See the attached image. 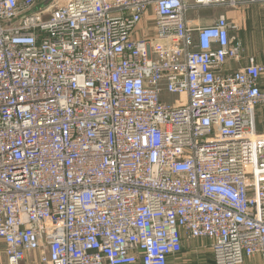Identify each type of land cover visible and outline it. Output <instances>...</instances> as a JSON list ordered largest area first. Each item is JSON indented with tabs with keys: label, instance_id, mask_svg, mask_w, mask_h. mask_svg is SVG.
Wrapping results in <instances>:
<instances>
[{
	"label": "built area",
	"instance_id": "2783aa9c",
	"mask_svg": "<svg viewBox=\"0 0 264 264\" xmlns=\"http://www.w3.org/2000/svg\"><path fill=\"white\" fill-rule=\"evenodd\" d=\"M254 3L0 0L7 264H170L196 239L264 264V63L229 15Z\"/></svg>",
	"mask_w": 264,
	"mask_h": 264
},
{
	"label": "rangeland",
	"instance_id": "374dc122",
	"mask_svg": "<svg viewBox=\"0 0 264 264\" xmlns=\"http://www.w3.org/2000/svg\"><path fill=\"white\" fill-rule=\"evenodd\" d=\"M251 6H246L241 10V16H245L246 26L245 30L240 32V36L244 41L246 52L249 55L257 56L264 59V4L262 3H254L250 4ZM223 8H215V9H201L197 11H193L189 13L190 17L199 14L203 18L201 19L202 25L210 24L214 21L215 16L222 12ZM239 11V10H238ZM239 12H233L231 15H239ZM240 16V15H239ZM182 98L178 94H167L165 96V101L172 103L176 99ZM198 242L205 243V239H196L189 240L184 242L185 250L184 253L189 252V254H183L182 260H184L185 264H198L200 260L205 259L209 260V256L203 252H191L189 249V242ZM251 258H254L251 257ZM250 258V259H251ZM211 260V259H210ZM176 261V260H175ZM174 262V261H173ZM6 263V257L3 252L2 245L0 246V264ZM244 264V263H243Z\"/></svg>",
	"mask_w": 264,
	"mask_h": 264
},
{
	"label": "crops",
	"instance_id": "0c3cea01",
	"mask_svg": "<svg viewBox=\"0 0 264 264\" xmlns=\"http://www.w3.org/2000/svg\"><path fill=\"white\" fill-rule=\"evenodd\" d=\"M247 6H251V5H247ZM241 10H240V15L242 14ZM233 12L234 11H230L229 15L230 16H236V15H231V13H233ZM244 18H245V16H244ZM246 55H249V53L246 52ZM255 58H256V60L259 63H264V59L258 57V55L255 56ZM241 63L244 64L245 60L243 62H241ZM238 67H239V64H237L236 62L230 61L225 66V69L227 71H233V70H235ZM262 82L264 84V77L262 78ZM254 119H255L256 131L258 133H264V104H260V105L257 106V108L255 110ZM1 245L3 247L2 241H0V246ZM189 249H190L191 252H203V253H206L209 256L208 257L209 260H205V259L202 260L201 259L200 262H198V264H215L214 263V259H213V253H212V250H211V241L209 239H205V243H200V244L198 242H195V241L189 242ZM185 250H187V249H185V247L183 246V250H182L183 253H184ZM3 252H4V248H3ZM184 254L185 255L189 254V252H186ZM182 256H183V254L180 253L178 256L170 258V262L169 263L170 264H185L184 260H182V258H183ZM250 258L251 257L246 258L245 261H244V264H263V260H262V257L260 255H256V256H254V258H251V259ZM5 264H7V260H6ZM22 264H40V262H39V253L38 252H31L30 254H28L26 256V258L22 262Z\"/></svg>",
	"mask_w": 264,
	"mask_h": 264
}]
</instances>
